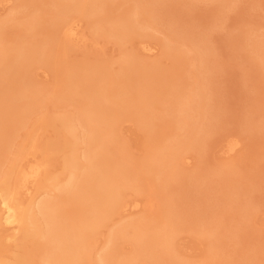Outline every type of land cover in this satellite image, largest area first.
<instances>
[{"label": "rangeland", "instance_id": "374dc122", "mask_svg": "<svg viewBox=\"0 0 264 264\" xmlns=\"http://www.w3.org/2000/svg\"><path fill=\"white\" fill-rule=\"evenodd\" d=\"M53 4L54 0H0V48L22 45L32 52L34 48H42L43 43H52ZM101 11L108 21L140 12L139 26L122 41H116L96 33L83 20L79 23L80 38L75 43L55 47L57 55L48 60L50 68L47 60L42 62L34 57L26 71L18 70L32 89L41 92L44 100L41 109L31 110L24 121H11L12 146L0 148V169H8L13 160L24 167L44 163L45 168L36 185L29 184L32 194L20 189L15 200L27 208L35 201L56 196L50 182L39 188L47 175L58 182L67 180L63 171L65 155L58 149L68 138L77 140L81 153L85 130L76 124L73 136H64L55 118L60 115L76 118L85 102L81 93L86 89L82 84L80 95L72 101L61 104L55 101L65 71L76 66L84 69L103 66L114 78L107 86L110 99L117 100L119 90L129 98L126 102L131 106L127 115L113 122L111 156L125 157L138 180L120 197V206L128 207L111 213L93 237L94 251L88 264H96L98 252L106 246L111 232L128 224L133 227L125 237H114V259L123 262L132 259L135 242L131 235L137 237L150 225L157 227L167 215L176 218L173 257L180 264L203 260L209 248L202 230L215 224L219 238L216 243L222 256L216 264H264V56L259 52L258 39L264 37V0H109ZM35 19L39 24L30 29L29 24ZM146 46L155 50L150 53ZM127 57L133 59L140 72L129 85L122 86L124 75L120 64ZM16 77L20 76L15 72H0V102L14 89ZM192 87L201 88L204 97L199 110L184 118L187 122L182 128L168 116L167 110L174 107L178 93L183 92L180 100L185 101ZM140 91L149 99L148 111L156 118L155 127L149 124L145 128L134 116ZM233 140L240 141V145L227 154V145ZM178 144L182 147L179 152L182 160L176 166L175 177L167 184L162 181L163 175L154 176L142 167L152 149ZM47 147L56 150L49 157L44 151ZM227 170L235 175L239 193L218 177ZM236 200L242 202V208ZM136 202L139 206L134 208ZM78 208L74 204L65 206L68 219L80 216ZM1 211L0 206V214ZM15 228L18 226L13 229L0 221V264L21 254V232ZM24 246L23 252L34 256L35 261L40 260L32 253L31 243ZM138 262L147 264L143 259Z\"/></svg>", "mask_w": 264, "mask_h": 264}, {"label": "bare ground", "instance_id": "6f19581e", "mask_svg": "<svg viewBox=\"0 0 264 264\" xmlns=\"http://www.w3.org/2000/svg\"><path fill=\"white\" fill-rule=\"evenodd\" d=\"M107 1L109 0H54V12L52 13L55 21L52 27L55 28L53 31L55 34L51 36L53 40L50 43L51 45L49 43L42 44L40 41L42 48H34L32 52L26 50L22 45L13 49L0 48V72L7 71V74L15 72L20 76L16 77L15 87L10 91L7 99L0 102V148L6 149L8 146H12L10 140L12 138L10 136L11 121H24L31 110L40 108L44 100L40 91L31 88L26 76L18 73L19 69L25 70L34 57L41 58L42 62L47 60L46 64L50 68L48 60L57 55L54 52L55 47L62 45L67 47L69 44L75 43L80 38L79 23L83 20H87L96 33L116 41H122L133 28H136V25L139 26L138 17L141 16L140 12H134L108 21L101 11ZM37 23L36 19L32 20L30 24L28 22L29 28L35 29ZM1 29L2 26L0 25ZM30 35L32 36L31 33ZM258 39L261 44L259 52L262 53L261 56H264V37ZM85 40L84 38L83 42ZM154 50V48L146 46V51L151 53ZM120 72L124 75L122 79L120 78V83L125 86L136 78L140 68L136 67L132 58L127 57L120 64ZM64 75V82L60 87L59 96L55 103L58 102L59 104L60 102L61 104L72 101L78 94L80 95L82 84L86 89L85 92L81 93L84 94L85 102L80 105L76 118L69 115H60L55 118V122L58 123L64 136H73L76 124H79L85 130L82 139L84 148L80 153L77 148V140L64 139L58 151L64 152L65 155L63 171L67 176V180L58 182L57 178L47 175L44 182H40L39 188H44V183L50 182L49 187L51 191L56 192V196H50V198L39 202L35 201L27 208H23L22 204L15 200L17 192L20 189H25L27 194L31 195L32 188L29 184L36 185L42 176L45 164L32 163L24 167L17 160H13L8 169H0V206L2 207L0 221H3L5 226H12L13 229L14 226H18L15 229L21 232L19 247L22 249L21 254L19 253L20 255L18 254L13 261L7 260L3 264H88V259L94 251L93 237L108 220L111 213L119 210V208L128 207L127 205L125 207L120 206V197L124 190L138 180V174L132 170L125 157L111 156V145L114 143V128H112V125L122 115L128 113L131 106L129 105L130 102L126 101L129 98L118 90L115 97L120 102L117 100H114V102L110 99L107 86L113 77L103 66H94L90 69L76 66L67 72L65 71ZM200 89L196 87L190 92L188 91L190 94L186 93L188 97L184 95L185 98L187 97L185 101L180 100L183 92L178 93L176 96L178 100L176 99L172 105L174 107L167 110L168 116L174 119L178 125H183L182 128H185L184 125L187 122L184 121V118L199 110L200 102L203 101L202 97H204L200 93ZM142 92L140 91V94H138L134 116L141 121L145 128L149 124L155 127L156 118H152L148 111L150 108L149 99H145V96H143L145 92L141 95ZM149 119L151 123L148 122ZM19 121L17 123H20ZM195 127L194 124L193 128ZM181 144L164 145L152 149L142 167L154 176L155 174L160 177L163 175L162 181L167 184L171 178L175 177L176 166L182 160L179 154L182 148ZM239 145L240 141L238 140L230 141L227 145V154L235 152ZM44 151L46 156L49 157L56 150L53 151L51 147H47ZM218 177L221 180L224 179L225 182L228 181L229 189L238 192L239 185L236 186L235 184L236 177L233 172L223 171L218 174ZM12 179L15 180L14 183ZM162 188H165V184ZM237 199H239V196ZM238 203L235 202L233 205ZM71 204L80 206L78 208L80 211L78 218L68 219L64 209L66 205ZM240 204L242 202L239 203V206ZM247 205L249 206V204ZM138 206L139 203L137 202L133 204L134 208ZM240 208L242 207L240 206ZM242 210L245 211V209ZM176 226V218L167 215L157 227L150 225L146 232L138 234L137 237L131 235L135 242V255L132 259L124 262L123 260L114 259V237H125L133 225L118 226L111 232L106 246L98 252L99 257L96 264H138L140 259L146 261L147 264H180L181 262H177L173 257ZM217 226L215 224L206 227L204 231L202 230V235H206L209 249L203 260L196 264H216L222 260L220 247L216 243L219 239L216 232ZM27 242L31 243L32 253L39 256V261H35L34 256L23 252L24 245Z\"/></svg>", "mask_w": 264, "mask_h": 264}]
</instances>
